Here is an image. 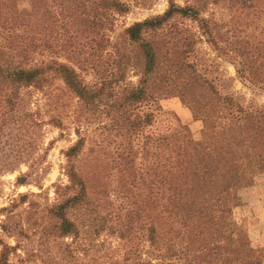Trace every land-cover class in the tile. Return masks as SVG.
<instances>
[{"label": "trees", "instance_id": "1", "mask_svg": "<svg viewBox=\"0 0 264 264\" xmlns=\"http://www.w3.org/2000/svg\"><path fill=\"white\" fill-rule=\"evenodd\" d=\"M206 7L205 0L185 5L169 0L163 13L134 22L112 41L107 24L114 13L129 10L122 0H0V49L6 47L14 62L10 88L0 92L1 124L14 120L22 129L27 120L33 130L29 171L19 175L16 183L35 181L40 174L44 158L38 131L46 123L64 127L59 116L46 122L39 107L29 109L34 92H45L61 79L78 98L75 129L79 136L65 151L69 182L56 185L54 202L40 200V193L25 192L0 208V264H14L12 256L19 249L28 256L45 255L40 247H30L34 236L43 246L76 237L80 233L72 214L76 206L84 210L79 221L88 228L99 218L96 211L109 207L111 200L103 198L107 191L99 182L108 188L104 163L88 170L79 163L87 140L80 126L85 114L99 121L103 139L98 152L109 156L102 147L104 140L122 139L112 154H116L117 197L122 198L118 209L125 211L110 228L126 249L112 264H264L247 234L231 225L238 187L251 184L264 172V104L245 105L232 93L221 94L190 61L198 38L181 22L196 21L214 43L212 20L203 14ZM90 34H94L90 40L96 44L98 61L105 46L112 48L92 83L76 67L84 68L79 39H89ZM242 41L230 42L231 57H238L233 61L237 73L252 90L264 92V45L252 48L250 41ZM56 44L61 48L58 53H68L70 63L60 60L55 51L47 56L46 50ZM129 72L138 76L136 83L127 81ZM169 94L191 98L188 106L203 122L200 139L161 105L162 129L155 127L157 113L143 108ZM93 203L89 211L86 206ZM87 215L94 217L86 219ZM2 234L16 243L5 241ZM141 235L147 243L144 248L137 243ZM66 250L68 255L73 252L70 247ZM64 260L60 257L56 264H68Z\"/></svg>", "mask_w": 264, "mask_h": 264}, {"label": "rangeland", "instance_id": "2", "mask_svg": "<svg viewBox=\"0 0 264 264\" xmlns=\"http://www.w3.org/2000/svg\"><path fill=\"white\" fill-rule=\"evenodd\" d=\"M129 5L126 13H114L111 24H107V33L111 40L115 41L122 37L126 27L136 21L143 20L147 17L163 13L169 6V0H122ZM185 5L195 0H175ZM207 2L204 15L212 20V29L215 36V42L209 40L207 34H202L198 23L193 20H184L181 24L189 27V33H195L197 39L194 49L190 53V61L195 62L199 71L219 89L221 94H234L245 105H261L264 104V92L252 90L238 75L235 63V57H231L233 53L232 40L239 38L245 42L250 41L252 48L264 45V0H205ZM234 34H236L234 36ZM94 34H90L89 39H79L78 51L82 50L79 58L82 59L80 70L83 78L88 83L94 82L99 73L97 68L109 59L112 53L111 46H105L103 49V59L99 60L94 52L96 44L90 39ZM55 40V39H54ZM56 42V40H55ZM80 42L86 45H80ZM58 44V43H57ZM55 45L53 50L47 49L46 54L60 55V60L70 63L67 58L68 53H58L61 49ZM236 56V55H235ZM264 58V57H263ZM259 60L257 61V64ZM107 66V64H106ZM96 68V69H94ZM14 74V62L10 51L6 47L0 49V92L10 88V81ZM138 76L133 72L128 74V82L136 83ZM264 81V78L261 79ZM190 97H181L169 94L165 98L159 100L156 104L143 108L145 110H153L157 113V121L155 127L162 129L163 114H158L162 108L170 113L177 114L182 123L189 126L193 136L196 139L202 137L203 122L194 117L189 105ZM1 102V99H0ZM78 98L66 88L61 79H56L50 88L43 91H36L33 94L29 109L35 110L40 108L42 117L49 122L53 116H59L64 123V127H59L53 123H46L43 130H39L40 136V153L43 155L42 169L39 171L37 180H30L26 184H17V177L29 171V164L32 161L30 155V135L33 130L28 128L27 120L24 122L22 129L16 121H10L7 125L1 124L0 113V208L9 203L10 198L18 193L36 192L40 193V200L54 202L56 195V185L59 183L67 184L68 177L65 174L64 166L67 163L65 151L76 142L78 134L76 132L77 110L76 105ZM159 104V105H158ZM142 113V110L139 111ZM109 121L106 117L103 118ZM99 121L96 117H90L85 114V119L81 122L83 134H86V143L82 153L80 154L79 163L87 170L96 163L103 162L106 167V183L99 181L105 187L107 193L103 198H108V208H99L96 211L99 217L97 221H92L88 225H82L79 221L83 217L84 210L79 211L76 206L72 209V214L79 223L80 233L76 237L58 238L55 242L47 246L39 245L36 236L30 247H40L45 255L29 256L24 250L19 249L18 254L12 256L14 264H56L60 257H65L68 264H112L114 261L121 259L126 249L124 241L118 237L110 227L115 226L117 215L122 214L119 210L122 206V198L117 197L116 187L117 171L114 169L116 160L112 154L117 149L118 143L122 140L120 137H110L103 142V150L109 154L98 152L100 140L102 136L98 130ZM2 125V126H1ZM138 142V140L136 141ZM102 150V151H103ZM32 154V153H31ZM111 154V155H110ZM8 166H16L15 170H9ZM98 180V179H97ZM96 184H99L98 181ZM103 189V188H102ZM238 203L234 207L231 215L232 228L241 229L250 240L252 246L257 248L264 260V172L258 174L251 184L241 185L237 189ZM92 197L96 203L99 202V196L93 194ZM95 204H90L86 208L93 210ZM112 206V207H111ZM119 208V209H118ZM85 209V208H84ZM86 219L94 217L87 215ZM88 222V220L86 221ZM5 241L11 244L16 243V239L10 236L1 235ZM69 243V244H68ZM143 248L146 247L144 236L141 235L137 241ZM68 247L72 249V254H67ZM41 252V253H43ZM48 258V259H47Z\"/></svg>", "mask_w": 264, "mask_h": 264}]
</instances>
